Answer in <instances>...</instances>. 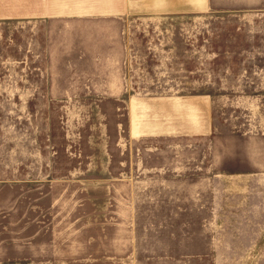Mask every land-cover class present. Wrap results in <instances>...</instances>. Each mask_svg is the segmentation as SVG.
Masks as SVG:
<instances>
[{
    "label": "rangeland",
    "instance_id": "1",
    "mask_svg": "<svg viewBox=\"0 0 264 264\" xmlns=\"http://www.w3.org/2000/svg\"><path fill=\"white\" fill-rule=\"evenodd\" d=\"M191 2L50 26L0 21V264H50L48 180L110 176L135 184L137 264H264V0ZM119 38L134 58L130 94L67 79L72 54L88 67ZM46 42L58 44L54 83ZM133 94L207 95L211 134L132 139ZM28 177L44 186L18 195L9 183Z\"/></svg>",
    "mask_w": 264,
    "mask_h": 264
},
{
    "label": "crops",
    "instance_id": "2",
    "mask_svg": "<svg viewBox=\"0 0 264 264\" xmlns=\"http://www.w3.org/2000/svg\"><path fill=\"white\" fill-rule=\"evenodd\" d=\"M152 1L0 0V21L16 20L50 26L57 18L115 17L184 10L183 0L174 6L172 3L168 5L167 0ZM208 4L209 0H192L185 9H206ZM104 44L108 46L105 50L90 53L92 60L88 67H76L79 62L76 63L75 54H72L71 60L65 63L67 79H80L82 75L79 74L84 73L93 79H105L96 85L102 90L95 93L130 94L128 78L134 58L128 53L125 39H106ZM42 45L47 51L48 79L54 83L61 80L60 60L56 52L58 44L46 42ZM73 93L71 90L70 95ZM125 103L128 104V135L132 139L211 134L212 102L207 95L133 94L127 96ZM34 183V179L28 177L26 180H12L9 184L19 188L18 195H28L44 186L36 188ZM3 184L8 183L0 181V188ZM134 194L135 184L126 176L48 180V190L44 195L49 202L50 264H137Z\"/></svg>",
    "mask_w": 264,
    "mask_h": 264
}]
</instances>
